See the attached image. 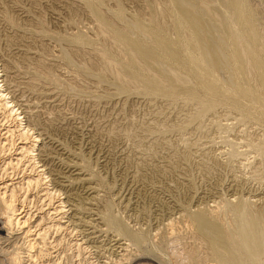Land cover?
<instances>
[{
	"label": "rangeland",
	"instance_id": "1",
	"mask_svg": "<svg viewBox=\"0 0 264 264\" xmlns=\"http://www.w3.org/2000/svg\"><path fill=\"white\" fill-rule=\"evenodd\" d=\"M68 1L0 0V59L2 58L0 60V80L2 79L4 63H7V58L14 63H12L13 66L10 69L13 70L11 76L14 73L12 79L14 83H11L15 86V89H18L15 92V94L17 93L16 96L24 103L37 104L39 108H37L39 114L33 117L36 124L38 121L37 128L41 130L42 128L47 129L48 132L46 130L44 132L49 136L52 135L50 137L56 138L60 143L63 142L62 145L68 150L82 153H80L82 157L80 156L79 160L83 163L86 172L88 171L87 173H89L90 183L85 185V182L81 184L79 183L80 181H75L74 189H66L67 191L60 190L59 186L54 187L53 181L47 180L38 189L31 187L29 190L25 185V189L26 187L28 189H21V192H18V196L19 198L21 197L19 206L24 211L23 214L27 213L28 215V224L24 227L21 224L22 228L15 225L14 231L16 232L10 238L6 237L8 233L6 228H3V231L0 230V237L4 236L7 238L5 243V239H0L1 263L13 264L11 259L8 260V257H11V253L12 255L21 253V258L25 264H32L33 262L39 264L43 262L45 264H50L51 262V264H221L218 260L212 258L206 241L197 233L189 213L200 209L210 213L211 217V214H213V218L217 217L218 219H215L220 220L224 225H229L235 217L231 207H229V203L234 205L233 202L237 204V202L241 201L240 199H245L244 202L248 200V202L252 203L249 202L253 210L264 211L263 112L252 101L243 99L242 102H245L249 107L245 103L244 106L251 112L247 115L246 112L244 113V111L238 109V106L235 105V100L230 102L234 99L231 98L230 100L225 99L227 102L225 100L220 101L212 110L201 114L199 112L200 104L196 99L189 100L184 96L173 98L164 95L157 96L143 92L135 85L127 91L129 94L126 92L128 96L125 93L119 94V91L114 86H110L111 79H108V84H100L93 77H87L88 73L84 71L83 74V71L79 70L76 64L88 66L93 64L94 69L100 70L99 67L101 65H99L100 60L96 50L97 47L98 49L102 48L104 42L99 37L97 21H94L88 10L84 9L83 4L79 0ZM250 1L262 13L264 23V0ZM105 2L107 3L103 5L104 9L105 7L114 9L120 3L125 11H129L128 13L126 12L127 14H130V12H132L131 15L141 13L147 17L148 4H165V0H105ZM6 13L8 16L12 15L11 18H14L15 23H17L15 27L11 26L5 19L7 18ZM168 20L170 18H167ZM75 32H82L91 39L93 38V45L75 44L74 46V43L70 45L71 43L67 40H69V36L75 35ZM55 35H57L58 39ZM60 37L67 40H60V42L62 41L60 43L58 42ZM59 43H65V46L68 44L71 49L76 47L72 52L76 51L78 47L79 49L81 48L82 52L79 51L80 54L78 52L73 55L75 59L73 65H66L67 62L65 63L59 52V50L61 51ZM94 66H97V68ZM49 72L51 74L54 72L53 76H57L59 73L56 79L61 80L60 84L47 80ZM1 84L3 85L2 89H5L4 83L1 82ZM105 87L108 88L106 89ZM46 90L52 94H48ZM45 92L49 97H44ZM109 94H113L112 99H110ZM8 95L13 100L12 96ZM1 111L0 128H14L13 126H16L18 122L6 117V114ZM20 111L21 109L18 112ZM43 113L47 115L45 116ZM20 116L23 117L20 120V122L22 121V126H26V117H24L23 113ZM48 122L50 123L48 124ZM42 124L43 126L41 127ZM33 131L36 132L35 126ZM17 136L16 132L15 137ZM56 152L57 150H55V154H57ZM2 155L0 153V185L3 182L11 181L14 177L22 179L25 176L24 172L32 174V162H28L30 161L28 158L27 162L23 161L24 163L21 162L20 165L8 166L4 163L5 158ZM7 160L6 162L9 161ZM69 160L70 158H66L64 162ZM36 161L38 162L37 159ZM62 170L65 169L63 168ZM91 172L93 175H90ZM76 182L78 184H75ZM89 184L93 187L96 185L94 190H98L99 193L97 191L91 194L87 193L86 187ZM75 185H78V187ZM46 186L53 190L57 187V195L48 194L46 190H40V188ZM93 194H95L94 198ZM66 196L70 197L67 199ZM71 197L72 200L76 198V201H72ZM73 202L77 203L74 204ZM57 203L65 205L62 206L61 211H56L53 208ZM108 203L112 204L111 211L113 214L124 220L128 227L138 232H144V243L136 244L128 237L121 235L120 237H123L122 242L126 241L127 244L124 242L125 244L123 243L120 249L112 246L111 242L113 241L110 237L117 232H113L115 228H111L107 222L104 223L106 221L104 218L105 206ZM227 204L228 206H226ZM72 206L74 210L71 209ZM217 212L219 213L217 214ZM59 221L60 225L56 226ZM53 223H56V225H53ZM2 226L4 224L0 223V227ZM28 229L31 230V233L38 232V230H44L48 233L47 240L49 244H46L47 247L43 245V242H40L42 241L41 236L31 234L30 237H26L25 232ZM23 230L26 231L24 232ZM97 236L100 238H97ZM105 236L108 237L106 238ZM101 238L106 240L103 241ZM107 239L110 241H107ZM127 239L130 241H127ZM28 242H32L31 245ZM30 246H33V248ZM42 247H45V250ZM50 251L52 255H55L51 259L47 256ZM26 254H29V256ZM25 255L30 258L27 259Z\"/></svg>",
	"mask_w": 264,
	"mask_h": 264
},
{
	"label": "bare ground",
	"instance_id": "2",
	"mask_svg": "<svg viewBox=\"0 0 264 264\" xmlns=\"http://www.w3.org/2000/svg\"><path fill=\"white\" fill-rule=\"evenodd\" d=\"M67 1L68 0H66V2ZM79 1L85 7L84 9L88 10V12L90 13V16H92V18H94V21H97L98 30H97V26L96 25L95 26H96V30L99 31L100 36L98 34L97 35L99 37H101L102 40L101 39L100 40L104 42V45L102 44V48L98 49V47H97V50H96V54L100 60L99 65H101V67L98 66L100 68V70L94 69L92 66L93 64H91L89 66L85 65V64L84 65L78 64V63L76 64V67L78 66V69L82 70L83 74H84V71H85V73H88L87 77H89V76L93 77L94 80L98 81L100 84L101 83L108 84L109 83L108 79H111L109 85L114 86V88L119 91V92L117 91L119 94H122V93L126 94V92L130 89V87L132 88V86L135 85V86L139 87L143 92L155 94L157 96L158 95H164V96L172 97V98L177 97V96H184L189 100L196 99L200 104L199 112H201V114H204V113L212 110L216 105H218V103L220 101H223L225 99L230 100L231 98L232 99L234 98V99L230 102H233L235 100L234 102H236L235 105L238 106V109L244 111V113L246 112L247 115H249L251 112L244 106L245 102L244 103L242 102L243 99L252 101L254 103V105L257 106L264 114V23L262 20V17H263L262 13L260 12V10H258L256 7H254L251 4L250 0H165V2H164L165 4H161V5H159L160 3H158V4L153 3L151 5L148 4L149 5V6L147 5V7H149V11L147 13L148 17L146 15L144 16L141 13H138V14L136 13L135 15H133V14L131 15L132 12H130V14H127L129 11L128 12L125 11L122 7L123 5L121 6L120 3L117 4L116 8H114L115 7L114 6L113 7L114 9H111V7H110V9H109V7H107V8L105 7V9H104L103 5H105V3H107V2H105V0H79ZM60 7H61V5H60ZM7 13H6L7 18H5V19L8 21L9 24H11V26L15 27L17 25V23H15L13 17H12L13 19L11 18L12 15L8 16ZM62 16H63V14H62ZM167 18H170V20L167 21ZM91 20H93V19H91ZM41 24H42V22H41ZM26 32H24V33H26ZM43 32H44V30H43ZM33 34H34V32H33ZM45 35H46V32H45ZM55 36L57 37V35H55ZM61 37H60L58 42H60V40L64 39V38L61 39ZM65 37H67V35H65ZM18 39H20V38H18ZM57 39H58V37H57ZM68 39L69 40H67V39L66 40L71 43L70 45H72V43H74V46H75V44L76 45L88 44V46H89L90 44L93 45V43H94L93 38L91 39L90 37L86 36V34H84L82 32L76 33L75 35L73 34V35L69 36ZM63 42H66V41H63ZM60 43H62V41ZM64 44H60L61 51L59 50V52L61 53V57L65 60V63L67 62L66 65H68V64L73 65V63H75V61H74L75 59H74L73 55H76V53L81 51L80 50L81 48L79 49V47L77 46L78 48L76 49V51L72 52V50H74L76 47H73L74 49H71V48H69L71 46L68 47V44L66 46ZM94 49H95V47H94ZM32 50H34V49H32ZM21 52H22V49H21ZM26 52H27V50H26ZM79 54H80V52H79ZM85 54H87V53H85ZM8 55H10V54H8ZM15 56H16V54H15ZM21 57H24V56H21ZM77 58H79V57H77ZM96 59H98V58H96ZM6 60H7V63L6 62L4 63V72L2 74V79L0 80V83L3 82L5 85L4 86L5 89H2V86H3L2 84L0 85V110H2L1 112H4V114H6V117H10L11 120H13L15 122L17 121L18 123H16V126H13L14 128H12V127L11 128L10 127L5 128V129L0 128V153L3 154L2 156H4V158H5L4 163H6L8 166L9 165L10 166L18 165V164L20 165L21 162L22 163H24L23 161L27 162V160L29 159L30 161H28V162H32L31 171H33L32 174L31 173L27 174L26 172H24L23 174H25V176L22 179L19 178L20 180L18 179V177L17 178L14 177L11 179V181L3 182V184L1 183V185H0V223L4 224V226L0 227V230L3 231V228H6L7 229L6 232H8L6 237L10 238L11 235L14 236V234L16 232V231H14L15 225L18 227H21V224H23L22 226L24 227V226H27L26 224H28L27 223L28 222V215H27V213L23 214L24 211H22L21 210L22 208L19 206V203H21L20 202L21 197L19 198V196H18V192L19 191L21 192V189H23V188L25 189V185L29 188V190L31 189V187H35L38 189L39 187L42 186V184L46 183V180H47L50 182L53 181L52 184L54 185V187L59 186L61 188L60 190H62V189L63 190H66V189L73 190L75 181H80L79 183H81V184H82V182H85V185H87L86 183H90L89 182L90 177H88L89 173H87L88 171L86 172V169H85L83 163L80 162V160H79V158L82 154L81 152H80L81 153L80 154L78 152H75V150L74 151L68 150L67 148H65L62 145L63 142L60 143L59 140H56V138L54 139V138L50 137L52 135L49 136L47 133H45L44 130H46L48 132L47 129L42 128V130H41V129L37 128L38 127L37 126L38 121L36 120L37 121V124H36L33 117L35 115L39 114V112L37 111L38 106H37V104H34L33 102H32L33 104H31V102H28V103L25 102L24 103V101L22 102V100L18 96H16L17 93L15 94V92H16L17 88L15 89V86L12 84V83H14L12 80L14 73L11 76V72L13 71L11 69H12V66L14 63H13V61L11 62V60H8L7 58H6ZM29 60H31V59H29ZM42 60H44V59H42ZM87 60H89V59H87ZM95 68H97V66ZM14 70H16V69H14ZM82 71H80V72H82ZM45 73H46V71H45ZM45 73H43V74H45ZM53 73L51 74L49 72L48 78L51 77L50 79H48L47 76H45V77L49 81H52L55 83L58 82V84H60L59 82L61 80L56 79V77H58L59 73H58V75L54 74L57 76H53ZM18 74H20V73H18ZM85 75H87V74H85ZM34 77H35V75H34ZM31 82H30V84H31ZM76 82H78V81H76ZM106 84H105V86H107ZM16 86H18V85H16ZM43 86H45V85H43ZM112 89H113V87H112ZM49 91H51V90H49ZM117 92H115V93H117ZM43 93H44V91H43ZM47 93H48V91H47ZM47 93L45 94L44 97H49L48 94L50 92L48 94ZM112 93L114 94V92H112ZM8 94H10L12 96L13 100H11L8 97L9 96ZM40 94H41V91H40ZM50 94H52V93H50ZM113 94H111V95L109 94L110 99H112L111 97ZM119 94H118V97H119ZM128 94H126V95H128ZM8 99H10V100H8ZM43 99H45V98H43ZM102 99H104V98H102ZM113 99H114V97H113ZM246 100H244V101H246ZM46 102H44V103L46 104ZM252 102H250V103H252ZM107 105H108V103H107ZM124 106H125V104H124ZM247 106L249 107V105H247ZM16 107H18V108H16ZM19 109H21L20 112H18ZM236 109H237V107H236ZM250 109H252V108H250ZM252 110H254V109H252ZM22 113L24 114V117H26V120H27L26 126H22L23 125V124H21L22 121L20 122V120H22V118H23L20 116ZM6 117H5V119H6ZM51 122H52V120H51ZM41 123H42V121H41ZM49 123L50 122H48V124ZM34 126L36 129V132L33 131ZM42 126H43V124L41 125V127ZM50 126H52V125L50 124ZM16 132L18 135L17 137H15ZM139 140H141V139H139ZM55 150H57L56 153L59 156L57 154H55ZM124 150H125V148H124ZM62 156H64V157L61 158ZM65 157L70 158V160L67 162H64V160L66 159ZM89 157H91V156H89ZM36 159L38 160V162L36 161ZM6 160L8 162H6ZM147 161H149V160H147ZM19 167H17V168H19ZM63 168L65 170H62ZM93 173H95V172H93ZM90 175H93L92 172ZM16 179H18V180H16ZM133 180H134V178H133ZM75 184H78V182H76ZM95 186L93 187L92 185L90 186V184H89L86 187V192L90 193V194L93 193L95 191L94 189H96ZM135 186H137V185H135ZM27 187L25 190L28 189ZM76 187H78V185ZM56 188H54L55 190H53L51 188L52 189L51 190L50 188H48L46 186V187L40 188V190H46V192L48 194L57 195L56 192H58V191L56 190ZM131 190H133V189H131ZM96 191L98 192V190H96ZM84 194H85V191H84ZM70 196H71V194H70ZM70 196H68V197L66 196V198L68 199ZM72 196H74V195H72ZM94 196H95V194H93V198H94ZM75 199H73V200H75ZM71 200H72V197H71ZM240 200L241 201L237 202V204H235L233 202L234 205H230V203H229V207H231V209L233 211V215L235 216L233 222L231 221L232 223L229 225H224V223H222L220 220L219 221L217 220L218 219L217 217L213 218V216H214L213 214H211L212 215V217H211L209 215L210 213H206L205 211L200 210V209H198L197 211L194 210V212L193 211L190 212L189 215L191 216L192 222L194 224V227H195L197 233L201 236V238L204 241H206V245L208 246V249H210V251H211L212 258H214L215 260H218L221 264H264V211L263 210L262 211L261 210L255 211L251 207L252 203L250 201L249 202L251 204H249L248 200H246L247 202L246 201L244 202L245 199H240ZM70 203H71V201H70ZM76 203H74V204H76ZM63 205L57 203L56 206L55 205L53 206V208L56 211H59V210L61 211ZM111 205L112 204L108 203L105 206V208H106L105 209L106 211L104 213L105 215L104 214H102V215H104V218L106 219V221L104 223L107 222V224L111 228H115L114 229L115 231H113V230L112 231L117 232L115 234L113 233L114 234L112 236L113 238L110 237L111 240L114 242V243L111 242L113 244L112 246L116 247V249H120L122 247V244L126 241L122 242L123 237H120L121 235L128 237L130 240H132L136 244L140 245L141 243H144L143 242V240L145 241V236L143 234L144 232H138L136 230H133V228L131 229L130 227H128V225L124 222V220H121L120 218L116 217L113 214V212L111 211V209H112ZM174 206H175V204H174ZM197 206H199V205H197ZM226 206H228V204ZM78 207H79V205H78ZM71 209H73V206ZM90 210H88V211H90ZM77 213H79V212H77ZM218 213L219 212H217V214ZM72 214H73V212H72ZM82 217H83V215H82ZM215 218H217V219H215ZM91 220H93V219H91ZM94 220H96V219H94ZM54 222H56V221L54 220ZM70 223H72V222L70 221ZM225 223H227V222H225ZM38 225H40V224H38ZM53 225H56V223H53ZM53 225H52V227H53ZM58 225H60V221L58 222V224L56 226H58ZM105 226L107 227V225H105ZM21 228H20V230H22ZM92 228H94V227H92ZM30 229H28L27 231L25 230L26 232L23 230L25 232V236L30 237L31 234L41 236L42 241H40V242H43L44 243L43 245L47 247L46 244L48 243V240H47V234L48 233H46L44 230L43 231L38 230V232L31 233L32 229L31 230ZM101 229H103V228L101 227ZM101 231H103V230H101ZM170 233H172V232H170ZM93 235H94V233H93ZM96 235H97V233H96ZM99 235H100V233H99ZM101 235H102V233H101ZM23 236H24V234H23ZM33 236H31V237H33ZM6 237L3 236V237H0V239H5L4 240V243H5L7 241ZM105 237H103V238H105ZM97 238H100V237L97 236ZM103 238H101V239L103 240ZM17 239H18V236H17ZM33 239H34V237H33ZM85 239L87 240V238H85ZM91 239H92V237H91ZM129 239H127V241ZM105 240H103V241H105ZM107 241H110V240L107 239ZM31 243H29V244L31 245ZM126 244H127V242H126ZM30 247L33 248V246H30ZM42 248H44V250H45V247H42ZM46 249H48V248H46ZM113 249H115V248H113ZM124 250H126V249H124ZM15 252H16V250H15ZM20 254L21 253H19V254L14 253L12 255V253H11V257L10 258L8 257V260L11 259V262L13 264H25L23 262V259L21 258ZM40 254H41V252H40ZM27 256H29V254ZM47 256L50 257V259L52 257H55V255H52L51 251L49 252V254ZM23 258H24V256H23ZM28 258H30V257H27V259ZM30 260L32 261V259H30ZM25 262L27 263V261H25ZM53 263H54V261H53ZM32 264H39V263L33 262ZM40 264H45V262L40 263Z\"/></svg>",
	"mask_w": 264,
	"mask_h": 264
},
{
	"label": "built area",
	"instance_id": "3",
	"mask_svg": "<svg viewBox=\"0 0 264 264\" xmlns=\"http://www.w3.org/2000/svg\"><path fill=\"white\" fill-rule=\"evenodd\" d=\"M0 264H2L1 261H0Z\"/></svg>",
	"mask_w": 264,
	"mask_h": 264
}]
</instances>
